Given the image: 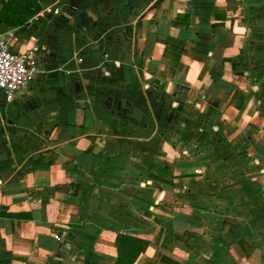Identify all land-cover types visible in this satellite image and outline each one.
Wrapping results in <instances>:
<instances>
[{"label":"crops","instance_id":"0c3cea01","mask_svg":"<svg viewBox=\"0 0 264 264\" xmlns=\"http://www.w3.org/2000/svg\"><path fill=\"white\" fill-rule=\"evenodd\" d=\"M41 7L0 23L39 48L0 95V264H114L118 234L134 264H264V0Z\"/></svg>","mask_w":264,"mask_h":264},{"label":"built area","instance_id":"2783aa9c","mask_svg":"<svg viewBox=\"0 0 264 264\" xmlns=\"http://www.w3.org/2000/svg\"><path fill=\"white\" fill-rule=\"evenodd\" d=\"M59 15L58 9L54 10ZM39 65V48L33 44L23 52L12 50V35L0 31V95L7 103L26 90L36 78Z\"/></svg>","mask_w":264,"mask_h":264},{"label":"trees","instance_id":"16d2710c","mask_svg":"<svg viewBox=\"0 0 264 264\" xmlns=\"http://www.w3.org/2000/svg\"><path fill=\"white\" fill-rule=\"evenodd\" d=\"M43 0H6L0 9V23L10 28L25 26L42 9ZM115 246L117 260L114 264H134L136 258L146 249L148 242L118 234Z\"/></svg>","mask_w":264,"mask_h":264}]
</instances>
